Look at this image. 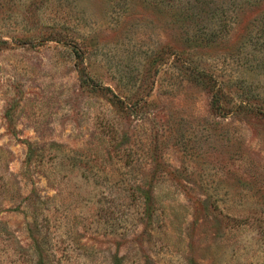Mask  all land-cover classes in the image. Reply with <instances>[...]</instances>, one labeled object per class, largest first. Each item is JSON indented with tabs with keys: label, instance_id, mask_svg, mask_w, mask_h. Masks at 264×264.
<instances>
[{
	"label": "rangeland",
	"instance_id": "374dc122",
	"mask_svg": "<svg viewBox=\"0 0 264 264\" xmlns=\"http://www.w3.org/2000/svg\"><path fill=\"white\" fill-rule=\"evenodd\" d=\"M0 264H264V0H0Z\"/></svg>",
	"mask_w": 264,
	"mask_h": 264
},
{
	"label": "trees",
	"instance_id": "16d2710c",
	"mask_svg": "<svg viewBox=\"0 0 264 264\" xmlns=\"http://www.w3.org/2000/svg\"><path fill=\"white\" fill-rule=\"evenodd\" d=\"M218 97H216L215 99V104H217V102H218V99H217ZM250 106H251V104L250 103H244V102H242L240 105H239V107H242V108H244L245 110H249V111H254V112H256V113H261V111H259V110H256V109H253V108H250ZM237 110V109H236ZM263 114V113H262Z\"/></svg>",
	"mask_w": 264,
	"mask_h": 264
}]
</instances>
